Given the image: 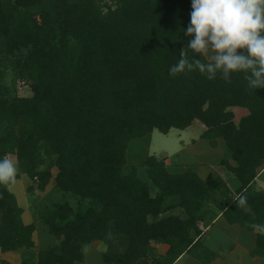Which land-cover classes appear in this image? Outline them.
<instances>
[{
  "label": "trees",
  "instance_id": "16d2710c",
  "mask_svg": "<svg viewBox=\"0 0 264 264\" xmlns=\"http://www.w3.org/2000/svg\"><path fill=\"white\" fill-rule=\"evenodd\" d=\"M191 11V0H0V158L14 157L15 182L25 175L39 192L54 180L53 202L39 203L35 215L56 240L35 253L36 224L23 223L13 183L0 185L1 253L23 250L20 264H83L84 249L100 242L102 264L183 256L212 264L220 254L200 227L220 216L253 234L249 256L264 259V230L252 227L264 226V191L255 185L264 88L250 89L243 72L231 83L198 70L169 74L181 50L211 62L187 48ZM18 83L32 95L18 96ZM232 108L247 115L235 123ZM195 121L209 147L223 142L217 166L232 188L220 177L201 180L194 167L171 174L154 155L143 161L147 182L127 166L131 141ZM241 194L251 211L237 206ZM151 243L168 250L159 255Z\"/></svg>",
  "mask_w": 264,
  "mask_h": 264
},
{
  "label": "rangeland",
  "instance_id": "374dc122",
  "mask_svg": "<svg viewBox=\"0 0 264 264\" xmlns=\"http://www.w3.org/2000/svg\"><path fill=\"white\" fill-rule=\"evenodd\" d=\"M214 54L209 51L205 54V58L208 61L212 60ZM17 94L20 97H30L32 95L28 86L23 83H18ZM234 113V122L237 123L241 118V111L246 112L244 109L232 108L230 109ZM241 110V111H240ZM4 126H0V130H3ZM204 128L202 125L195 121L191 127L185 131H179L176 129L170 130L167 135H163L158 131H153L151 135L142 139H136L131 141L126 153V162L129 167H136L137 176L144 182H147V177L143 167V159L147 155H154L158 158H163L169 164L179 165L184 167L178 170L171 169L172 172H182L187 167H194L197 169L200 177L203 180H211L216 177H220L229 183L232 188L234 178L227 174L223 168L217 166V163L224 157L225 153L222 148L223 142L218 141L217 148L213 149L209 147L207 141L200 139V134ZM2 132L0 131V134ZM16 164V160L12 156H8ZM168 158V159H167ZM177 169V168H176ZM53 176L56 175L57 170L53 168ZM177 171V172H176ZM171 172V173H172ZM206 172V176L203 173ZM264 177V174H263ZM262 179H259V184ZM32 185L33 191L28 194L27 188ZM53 188L54 180H51L44 192H39L35 189V185L32 181L28 180L26 176H20V179L10 186L11 193L14 194L18 205L24 208L23 222L29 224L35 221L37 229L32 235L34 242V252H38L41 249L53 245L56 240L49 236L47 229L36 222L35 211L39 203L50 204L53 202ZM152 188V187H151ZM259 189L264 190V187L259 185ZM220 224H223L222 222ZM210 226V225H209ZM213 229H208L211 233L212 243H209V248H220L219 259L215 260L212 264H264V259L250 258L249 251L254 245V239L252 234H245L244 236L240 230H222L219 225L214 226ZM243 230V229H241ZM105 247L101 243L92 244L90 247L84 249V262L83 264H101L100 255L104 252ZM23 250H19L13 253H2V259L9 263L20 264L23 256ZM221 252V253H220ZM1 258V253H0ZM190 257L184 258L180 264H199L196 261H189ZM0 261H2L0 259Z\"/></svg>",
  "mask_w": 264,
  "mask_h": 264
},
{
  "label": "clouds",
  "instance_id": "9594fccd",
  "mask_svg": "<svg viewBox=\"0 0 264 264\" xmlns=\"http://www.w3.org/2000/svg\"><path fill=\"white\" fill-rule=\"evenodd\" d=\"M190 23L185 35L191 37L187 48L201 56L211 51V62L190 61L186 50L169 69V74L198 70L212 80L219 74L231 83L234 72H243L250 89L264 88V0H191ZM17 166L7 156L0 158V185L14 183ZM237 206L247 207L241 194ZM253 228L262 225H252Z\"/></svg>",
  "mask_w": 264,
  "mask_h": 264
},
{
  "label": "crops",
  "instance_id": "0c3cea01",
  "mask_svg": "<svg viewBox=\"0 0 264 264\" xmlns=\"http://www.w3.org/2000/svg\"><path fill=\"white\" fill-rule=\"evenodd\" d=\"M241 111V110H240ZM241 114H242V116L241 117H244V116H246L247 115V111L246 112H243V111H241ZM194 124V123H193ZM191 127V126H190ZM202 128H204L203 126H202ZM2 133H3V130H0ZM185 131V130H184ZM2 133L0 134V136L2 135ZM145 159V158H144ZM144 159H143V161H144ZM168 159V158H167ZM164 163H165V160H164ZM165 166H166V169L168 170V172L169 173H171L172 172V170L171 169H174V170H178V168H180V169H182V168H184V167H180L179 165H176V164H171L170 163V161H169V164L166 162V164H165ZM177 168V169H176ZM184 171V170H183ZM182 171V172H183ZM177 172V171H176ZM182 172H177V173H175V172H172L171 174H180V173H182ZM197 174H198V176H199V178L201 179V180H203L200 176V174L198 173V171H197ZM263 174H264V166H263V168L259 171V173H258V176L256 177V179H255V185H256V189L258 190V191H264V190H262V189H259V185L261 186V187H264V177H263ZM203 175L204 176H206V172L205 173H203ZM21 176H25V175H21ZM262 179L261 181H260V183L261 184H259V179ZM29 180V179H28ZM211 180H213V179H211ZM18 181V180H17ZM203 181H209V180H203ZM14 184V183H13ZM9 189H10V187H9ZM11 192V191H10ZM18 203V202H17ZM20 207V206H19ZM21 209H22V211H23V213H22V221H23V215H24V208H22V207H20ZM223 223V224H220V223ZM0 223H1V215H0ZM24 223V222H23ZM32 223H34V224H36L35 223V221L34 222H32ZM29 224H31V223H29ZM29 224H25V225H29ZM215 224L216 225H219V228H223L222 230H226V228H227V231H228V229L229 230H240V232L242 233V235L244 236L247 232H245L244 230H241V229H239L238 227H235V226H229V225H227L223 220H222V218L219 216L218 218H217V220L213 223V224H211L210 226H209V224H202L201 225V229H203L204 230V232L206 233V241H205V246L207 247V248H209L208 246H209V243H212V241L213 240H211L210 241V239H211V233H210V231L208 230L209 228L210 229H213V228H215L214 226H215ZM41 226V225H40ZM43 227V226H42ZM226 227V228H225ZM44 228V227H43ZM36 229H37V226H36ZM248 234V233H247ZM49 235V234H48ZM253 235V234H252ZM50 236V235H49ZM55 239V238H54ZM253 239H254V235H253ZM95 243H100V242H95ZM94 243V244H95ZM56 244V243H55ZM55 244H53V245H55ZM102 245H103V243H101ZM151 245H152V247H154L155 249H156V251H157V253L159 254V255H164L166 252H167V250H168V246L167 245H164V244H154V243H151ZM50 246H52V245H50ZM104 246V245H103ZM105 247V246H104ZM220 248H222V246L220 247ZM220 248L218 247L217 249L216 248H214V249H211V248H209L210 250H212V251H214V252H218L219 250H220ZM253 248V247H252ZM223 250V248L221 249V251ZM105 251V250H104ZM223 252V251H222ZM1 253V252H0ZM10 253H13V252H10ZM221 253V252H220ZM2 253H1V260L2 261H4L3 259H2ZM186 257H189V256H183L177 263H175V264H180L181 263V261L184 259V258H186ZM4 258V257H3ZM190 259L191 260H189V261H195L193 258H191L190 257ZM219 259V258H218ZM217 259V260H218ZM85 261V260H84ZM5 262H7V261H5ZM7 263H9V262H7ZM100 263H101V255H100ZM9 264H11V263H9ZM13 264V263H12ZM102 264V263H101Z\"/></svg>",
  "mask_w": 264,
  "mask_h": 264
}]
</instances>
